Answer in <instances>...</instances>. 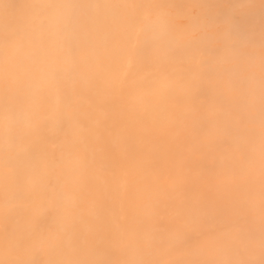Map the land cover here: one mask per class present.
<instances>
[{
    "label": "bare ground",
    "instance_id": "6f19581e",
    "mask_svg": "<svg viewBox=\"0 0 264 264\" xmlns=\"http://www.w3.org/2000/svg\"><path fill=\"white\" fill-rule=\"evenodd\" d=\"M0 264H264V0H0Z\"/></svg>",
    "mask_w": 264,
    "mask_h": 264
}]
</instances>
